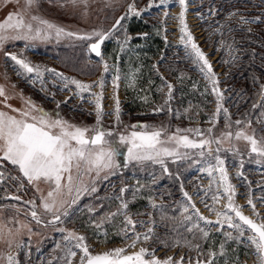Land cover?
Here are the masks:
<instances>
[{
	"label": "snow or ice",
	"instance_id": "obj_1",
	"mask_svg": "<svg viewBox=\"0 0 264 264\" xmlns=\"http://www.w3.org/2000/svg\"><path fill=\"white\" fill-rule=\"evenodd\" d=\"M19 4V0H17ZM49 4H57L61 9L70 11L71 15H78L86 20L89 15V0H48ZM179 8L178 13L173 17L178 22L179 41L184 45L186 55L199 66V72L202 74L206 85L204 86L206 94L210 87L211 93L215 96V111L208 117V122L213 125L207 129L199 126L181 128L177 126L172 130L171 122L164 124H154L148 122H137L131 125L125 124L121 120L122 110L118 89L120 87L121 72L118 65L113 64L115 74L112 78L113 92L111 99L114 102L113 107L107 115L114 117L115 128H105L102 120L106 115L103 108L104 73L109 70L108 60L102 52V45L106 40L112 37L118 30V26L123 27L122 21L126 17H141L145 8L137 7L135 2L127 3L126 11L116 18L109 28H91L90 30L75 29L70 26L57 23L55 20L42 14V0H24L16 10L7 13L6 17L0 21V52L6 58V63L10 61V67L13 68L16 75L27 79L35 85L39 83L41 90L55 96V92H49L47 88L46 76H52V87L56 88L57 82L61 85L59 91H69L81 100L87 93L89 103L93 106L92 112L95 114L93 124L83 122L76 123L61 115V101H54L55 109L46 111L38 105L30 96H24L23 92H16V85H12L13 92L9 93L4 85H0V185L7 178L9 172L18 173L11 175L12 181H17L15 187L17 191H27L25 181L28 186L34 189L31 198L23 200L22 203L0 204V242H3L10 249L7 253L0 251V264H20L17 253L25 245L23 237L28 236V243H31V237L41 235L37 230L34 231L32 223L45 228L51 226L62 234V241H57L53 252L59 250L60 255H53L48 264L52 261H58L59 264H183V257L174 260L172 256L160 258L156 255V249L149 247L148 242L156 240L165 247H187L189 251L197 252L195 264H216L218 253L215 249V238L211 236L212 230L221 232L223 239L219 244V254L225 253V244L228 241L243 242L250 244L255 249L256 264H264V216H262L253 202L251 188L249 187L247 204L251 207L252 216L245 215L243 207L235 202L236 186L231 182L226 160L221 152H230L235 156L241 157L240 168L243 167L242 153L238 147V142L243 141L246 144V150L249 157H253L257 164H264V134L257 135L256 130L251 128L252 121L247 114L236 119L233 128V121L227 108L223 106L224 95L219 87L220 81L213 66L201 47L196 43L192 32L186 20L188 0H175ZM264 4V0H260ZM154 5L162 7L163 17L161 25L169 15V0H148L147 8ZM120 6V0H104L103 8L115 10ZM211 15L215 16L214 9H209ZM237 13L229 12L227 19H231ZM198 17H202L200 11L196 12ZM240 24H251L264 22V16H256L249 20L241 15ZM218 23L214 33L224 36L223 29L228 32L234 29L227 23ZM251 32V28L242 29ZM159 34V28H157ZM138 36H147L148 33H137ZM167 41V36L164 37ZM56 43L62 40L79 41L86 44L87 50L94 53L99 58L95 63L101 70V75L96 81L84 82L75 77H69L55 68L48 67L41 63H33L27 58L25 52L37 43H47L51 41ZM132 36L125 28L123 35L117 38V44L120 51H124L128 46ZM22 41L23 46L19 52L7 50L9 43L15 44ZM220 45L226 46V50L231 55L232 60H236L234 47L235 38L232 42L225 40L219 41ZM119 59V56L116 57ZM157 68V65H153ZM140 69L130 70L124 73L125 88H135L138 79L137 73ZM4 79L7 80L5 74ZM161 84L157 91L167 89L164 94L163 102L151 111L153 113L163 112L166 108L169 114L172 113L171 100L173 99L174 85L160 77ZM179 83H183L182 76L177 77ZM253 83H258V78L253 77ZM74 86V87H73ZM193 87H199L198 82ZM99 89L93 92L92 89ZM12 95H18L22 101L21 107L17 108L8 101ZM257 95L259 102L252 104L253 108L260 106L264 108V83L259 84ZM70 97H65L63 103H68ZM140 99L147 103V97ZM221 111L224 113V130L217 134L215 125ZM185 113L189 108L184 109ZM198 114V113H197ZM180 117V112H176ZM264 116V112L261 113ZM191 119V117H187ZM123 150V151H122ZM123 156L121 163L119 157ZM173 163L190 162L192 165L199 166L201 173H206L208 178V187L198 189L195 195L200 196L201 202L209 199L211 204H205L209 213L215 215V220L209 216L203 215L193 202V197L184 190L181 183L180 191L183 200L177 202L179 217L169 216L165 211L163 204H158L155 195L152 193L151 185L155 184L159 177L154 171H149L150 179L141 183L136 180L135 185L129 188V185L121 180L119 194L108 197L118 201L112 209L106 211L98 219H91L90 223L95 226L97 231H103L102 226L108 223H114L117 218H122L119 225L114 228L124 243L122 246L113 247L100 252L90 250V245L86 243V237L73 229L58 227L63 224V217L68 216L69 209L76 204L77 200L86 192H96L95 183L101 177L108 179L110 175H115L121 168H128L130 165L145 170L149 165H159L162 173L172 176L168 161ZM3 161H7L13 167L8 170L3 167ZM214 161V162H213ZM179 179V172L176 174ZM237 178L243 176L238 171ZM247 178L245 177V180ZM41 184L47 186L45 192ZM215 189V190H214ZM147 190L148 194L143 198L147 200V208L151 211L147 213L139 210L133 212L130 209V200L135 201L141 197ZM130 191V199L127 193ZM6 196L15 201H22L20 195L8 193ZM38 194V203H37ZM221 200L225 202L222 208L216 205ZM264 203V196L261 197ZM14 209L15 214L6 215V209ZM89 212L95 211L89 207ZM191 210V211H190ZM24 212L25 218H20V213ZM160 213V222L166 220L177 221L172 228L174 236L169 239H161L155 233L157 220L155 213ZM147 216V220H136L134 216ZM27 217H30L28 219ZM253 217H256L255 219ZM225 225L227 226L225 228ZM143 231L137 230V227ZM183 227L191 234V239L182 236L176 231ZM131 233V235H129ZM105 237L107 232L104 233ZM246 237L245 240H241ZM194 241L209 242V247L204 250L202 243ZM140 245L137 248V245ZM15 247V251L11 249ZM129 249H135L129 251ZM76 250H79V255ZM206 259L199 258L205 254ZM78 256V259H74ZM238 259V258H237ZM43 264V261L41 262ZM188 264H193L191 258ZM225 264H229L225 260ZM231 264H237L233 260Z\"/></svg>",
	"mask_w": 264,
	"mask_h": 264
},
{
	"label": "rangeland",
	"instance_id": "obj_2",
	"mask_svg": "<svg viewBox=\"0 0 264 264\" xmlns=\"http://www.w3.org/2000/svg\"><path fill=\"white\" fill-rule=\"evenodd\" d=\"M129 2H135L137 7L145 8V11L141 14V17H126L125 20L122 21L123 27L119 26L115 34L106 40L102 47V52L105 58L107 59L108 57H111V59L108 60L109 70L107 73H104L105 86L102 103L106 115L102 120L103 126L105 128L116 127L113 123L114 117L107 115V113L111 111L114 103L111 99L113 92L112 78L115 74V68L112 67L113 64L118 65L121 72L118 95L122 110L121 120L125 124L131 125L137 122L166 124L170 121L173 131L177 126L181 128L199 126L203 129L213 126L208 122V117L215 111V96L211 93L210 87L206 94H202L205 92L204 86L206 85V81L199 72V66L195 65L186 55L184 45L179 41L180 33L178 30V22L173 19L179 11L175 0H169V15L165 20L164 25L160 24L163 17L162 7L154 5L151 8H147L146 5L148 0H120V6L115 10L111 8H103L104 0H89V15L86 20L81 19L78 15H71L69 10L61 9L55 3L49 4L48 0H42L41 10L43 15L55 20L57 23L70 26L73 30L77 28L90 30L94 27L107 29L115 22L119 15L126 11L127 3ZM23 3L24 0H19V4L17 3V0H0V21L6 17L7 13L16 10ZM210 8L215 10V16L210 14ZM197 11H200L203 14L202 17L196 15ZM232 11H236L237 14L231 19H227V14ZM241 15L249 20L254 19L258 15L264 16V4H261L260 0H188L186 20L189 30L192 32L196 43L208 57L213 66V70L219 78V87L224 95L223 106L228 109L233 122H235L236 118H233L232 115L238 114L242 111L237 109V106L244 100L245 94L240 92L243 88L240 89L235 82L236 79L233 78V71L230 67L232 57L226 50V46L220 45L219 41L223 39L227 42H232L233 38H235L234 47L238 49V51L235 52V56L244 54V49L241 45H244L247 42L251 43L253 45L251 47V55L253 56V59H255L254 61L256 62V65L258 67L260 66L259 68L263 72V75L260 78L256 76L258 78V83L253 84L247 92L252 95H257L259 84L264 83V22L240 24L239 18ZM140 20L143 23L148 24L149 29L135 33L129 32L127 25L130 23L135 25L136 22ZM217 22L227 23L234 29V31L228 32L227 28H224V36L214 33V29L219 26ZM125 28L132 36V40L124 51H120L117 44V38L123 35ZM157 28H159V34ZM247 28H251L252 31L246 32L242 30ZM137 33H148V35L138 36ZM165 35L167 36V41L164 39ZM146 40L152 41L155 46L158 45L160 48L155 57H150L148 59L145 68L139 64L138 53L141 49L149 46L146 44ZM22 46L23 42L17 41L15 44L9 43L6 47L9 51L19 52ZM80 52L82 54V61L86 66H83L80 62L70 61V59L77 58ZM146 53L148 52L146 51ZM25 55L33 63H41L48 67L55 68L69 77H75L84 82L96 81L101 75V70L95 63L99 58L94 57L87 50L86 44L83 42L62 40L61 42L56 43L53 40L47 43H37L27 49ZM117 56H119V59H116ZM10 63V61L6 63V58L3 56V53L0 52V85H4L9 93L13 92L12 85L15 84L16 92L22 91L24 96H30L46 111H52L55 109L56 105L54 101L58 100L62 102L60 113L65 118L76 123L83 122L89 125L95 122L94 112H92L91 115L88 114L92 111L93 106L89 103L87 93L84 94V99L81 100L69 91H59L58 89L61 87L59 82H57L56 88H53L51 82L54 77L46 76L49 92H55V96L53 97L49 95L48 92L42 91L39 83L33 85L27 79L17 76L13 68L9 66ZM154 64L157 65V68L152 67ZM137 68L140 69V71L137 73L138 79L136 81V87L134 89H126L124 86V73H128L130 70ZM5 74L7 75V80L4 79ZM161 76L174 85L173 99L170 102L173 109L171 114L168 113L167 108L159 113H153L151 111L153 107H156L163 102L164 94L167 91L166 88L163 91H157L158 86L161 84ZM181 76L183 83L177 81V77ZM17 78L23 81L19 82L17 81ZM197 82L199 87L194 88L193 84ZM182 89L185 90L187 94L183 95ZM92 91H99V89L94 88ZM143 96L148 98L147 103L140 99V97ZM187 96L189 97L187 98ZM65 97H70L68 103H63ZM2 99L3 98L0 97V100ZM259 101L260 97L258 96L255 99V102ZM132 102H134L132 108L127 106ZM8 103L19 108L21 107L22 101L18 95H12ZM0 107H3V105H0ZM185 108H189L188 113L184 112ZM177 111L180 112L179 118L176 116ZM262 112H264V108L258 103V106L254 108V111H252L249 117L252 121L251 128L256 130L258 136L264 134V116H261ZM189 116L191 119L187 118ZM223 117L224 113L221 111L215 125L217 134L224 130L225 122ZM233 128H235V124L233 125ZM238 147L243 154L242 168L239 167L241 157L234 155L233 158H225V153L230 152H221V155L226 160L231 182L236 186L237 195L235 202L243 207L245 214L252 216L251 207L247 204V196L250 187L253 202L255 203L258 212L264 216V203L261 202V197L264 196V164H257L254 159V154L253 157H249L245 142H238ZM119 159L123 162L122 155ZM168 162L173 165L175 174L179 172V179H177L175 175L178 197L175 199L174 204L170 199L165 200L163 197V183L168 182V180L164 178V175L159 168L160 166L149 165L145 170H140L139 168V171L137 172H129V176L121 175L117 172L115 175H110L108 179H103L101 177V179L95 183L97 191L94 193L89 191L81 195L76 204L72 205L69 209L68 216L62 218L64 221L63 224L58 225V227L73 229L78 233L83 234L86 237V243L90 245V250L93 252H100L109 248L122 246L124 243L122 237L114 231V228L119 225L122 218H117L114 223L106 222L102 226L103 231H97L95 226L90 223V220L98 219L106 211L112 209L118 204V201L114 198L109 200L108 197H114L119 194L121 180L131 188V186L135 185L137 179H139L141 183L148 181L150 179L148 176L149 171H154L159 177L157 182L151 185L152 193L155 195L156 202L158 204H163L165 208H167L169 216L175 215L177 218L179 217L177 202L184 199L180 191V185L182 183L184 190L192 195L193 202L196 204V207L200 212L205 216H209L212 220H215V215L209 213L208 209L205 207V204H211L210 195L209 199L204 200L203 203L201 202L203 192L201 191L200 196L195 195L198 189H206L208 187L209 181L207 174L201 173L199 171V166L197 165L189 167L188 165L190 162L177 161L173 163L171 160ZM2 166L6 167L8 170L12 169V165L7 161H3ZM238 171L243 173V176L240 178H237L236 175ZM11 175H18V173L10 171L9 178L0 185V204L22 203L23 200L31 198L34 194V189H32L31 186H28L26 181L25 186L27 191L25 192L24 190H21L18 192L15 187L17 181H12L10 179ZM245 177L247 178L246 180ZM40 186L45 192L47 191L46 185L41 184ZM5 189H7L8 193L20 195L23 198L22 201H15L12 199L6 200ZM127 195L130 199V191ZM144 196H146V194L143 195L142 193L141 197L135 201L130 200L129 206L133 212L137 210L144 213L151 211L150 208L146 207L147 200L143 198ZM38 202L37 194V203ZM224 202V200H221L216 207L222 208ZM141 204L142 206L140 207ZM89 207H93L95 211L89 212ZM5 214L13 215L15 214V210L10 208L6 209ZM20 218H25L23 211L20 213ZM27 218L30 219V217ZM133 218L136 220H147L146 215L134 216ZM155 218L157 220L155 226L156 235L161 239L167 238L169 236L167 232L170 228H165L162 224L163 222H160V213H155ZM253 218L255 219L256 217ZM168 221L169 222L166 220L164 222H167L168 226L171 227V225H173L172 220ZM32 227L34 231L38 230L41 235L34 234L31 237L30 244L28 243V236L25 235L23 237L25 245L17 253L18 261L20 264H41L42 261L43 264H48L53 255L61 254L59 250L53 252V249L55 248L57 241L63 243L61 239L62 234L58 230H54L51 226L45 228L43 226H37L34 222L32 223ZM226 227L227 226L225 225V228ZM137 230L143 231L139 226L137 227ZM179 230L181 231V227L176 229L177 232H179ZM105 232H107L106 237L104 234ZM181 232L183 233L184 231ZM185 232L187 231L185 230ZM214 233L222 234L213 229L211 236ZM129 235H131V233H129ZM174 235L175 233L173 236ZM186 237L190 238L191 236L186 235ZM245 239L246 237L241 238L242 241ZM195 242L202 243L204 250H207L209 244L212 243V241H209L208 247L205 248L204 242L194 241V243ZM229 242L230 241L225 244V253L222 255L223 260L219 251H217L218 256L215 258L216 264H225V260H228L229 254L226 249H229ZM235 244L240 245L247 250V255L242 257L240 264H256L257 258L254 254L255 249L250 244L243 242H236ZM139 246L140 245L138 244L137 248ZM147 246L154 247L156 249V255L162 259L166 256H172L174 260H177L182 256L183 264H188L190 258L193 264H195V261L198 258L197 252L194 250L189 251L187 247L177 246L168 247L167 249L161 246V243L156 240L149 241ZM232 248L235 249L236 247L232 246ZM134 250L135 249H129V251ZM0 251L7 253L10 249L5 243L0 242ZM11 251H15L14 246ZM76 251L79 255V250ZM199 258L206 259V251L205 254ZM74 259H78V256ZM52 264H59V262L52 261Z\"/></svg>",
	"mask_w": 264,
	"mask_h": 264
},
{
	"label": "trees",
	"instance_id": "obj_3",
	"mask_svg": "<svg viewBox=\"0 0 264 264\" xmlns=\"http://www.w3.org/2000/svg\"><path fill=\"white\" fill-rule=\"evenodd\" d=\"M127 28L129 30V32L135 33V32H140V31H146L149 29V26H148V24H145L140 20V21L136 22L135 25H133L132 23L128 24ZM243 41H245V40H243ZM146 42H147L146 44L149 46H147V48L141 49L138 53L139 64L144 66L145 68H146V63H147L148 59L150 57H155V55L158 52V49L160 48V46H158V45H156L157 46L156 47L155 44L152 43V41H150V40H146ZM252 46L253 45L251 43H248V42L245 43L244 45H241V47L244 49V54H242L240 56H236L237 59L234 61L232 60V63H230V67L233 71V78L236 79L235 82L238 84V87L240 89L243 88L240 90V92L245 94L244 100L241 103H239L237 106V109L242 110V111L238 114L232 115V117L236 118V119L241 118L245 114H247V117L249 118L252 111H254L252 104L255 102V99L258 96L252 95L251 93H249L247 91L254 84L253 83V77L258 76L260 78L263 75V72L259 68L260 66L258 67L256 65V62L254 61L255 59H253V56L251 55V47ZM145 50L148 53H146ZM70 61L71 62H80L83 66H86V65H84V63L82 61L81 52L79 53L77 58L70 59ZM263 63H264V58H263ZM182 94L185 95V94H187V92L182 89ZM188 97L189 96H187V98ZM133 105H134V102L128 104L127 106L132 108ZM233 125H234V122H233ZM233 156L234 155H232L231 153H225V158L226 157L227 158H231V157L233 158ZM168 166H169L171 172L173 173V175L169 176L167 174L162 173L164 175V178L166 180H168V182L163 183L164 187L162 189V194H163V197L165 198V200L170 199L171 202L174 204L175 199L178 197L177 181L175 179V169H174L173 165L170 164V162H168ZM137 171H139V168L130 165L128 168H121L120 171H118V174L129 176L128 175L129 172H137ZM145 194L146 195L148 194L147 190H145L143 192V195H145ZM141 206H142V204L140 205V207ZM165 211L168 212L167 208H165ZM176 214H177V212H176ZM167 222H169V221L167 220ZM167 222H163L162 224L164 225L165 228H167V229L170 228V230L167 232V234L169 236L167 238H162V239H169L170 236H173L174 233L172 232V228L175 227L176 223H178L177 221H172L173 225H171V227H169ZM185 230L186 229L183 227H181V231H184L183 233L179 230V232L181 234H183L182 236H185V237H186V235L191 236L188 232H185ZM212 236L215 238V249H216V251H219L218 246L223 239V235L214 233V234H212ZM189 239H191V237ZM235 243H236L235 241L229 242V249H226V250H228V254H229V258L227 261L229 263H231L235 259V260H237V264H240L242 257L247 255V250H245L243 247H241L240 245H237ZM208 244H209V242H204L205 248L208 247ZM161 246L168 249V247H165L163 244H161ZM232 246H235L236 248L234 249V248H232ZM221 257H222V255H221ZM222 260H223V257H222Z\"/></svg>",
	"mask_w": 264,
	"mask_h": 264
},
{
	"label": "water",
	"instance_id": "obj_4",
	"mask_svg": "<svg viewBox=\"0 0 264 264\" xmlns=\"http://www.w3.org/2000/svg\"><path fill=\"white\" fill-rule=\"evenodd\" d=\"M119 16H120V15H119ZM119 16H118V17H119ZM114 23H115V22H114ZM118 27H119V26H118ZM102 46H103V45H102ZM91 54H92L94 57H96L94 53H91ZM5 199L8 200V199H11V198H10V197H6ZM244 214H245V213H244ZM245 215H247V214H245Z\"/></svg>",
	"mask_w": 264,
	"mask_h": 264
},
{
	"label": "flooded vegetation",
	"instance_id": "obj_5",
	"mask_svg": "<svg viewBox=\"0 0 264 264\" xmlns=\"http://www.w3.org/2000/svg\"><path fill=\"white\" fill-rule=\"evenodd\" d=\"M104 45V44H103ZM103 47V46H102ZM17 81H23V80H21V79H17Z\"/></svg>",
	"mask_w": 264,
	"mask_h": 264
},
{
	"label": "built area",
	"instance_id": "obj_6",
	"mask_svg": "<svg viewBox=\"0 0 264 264\" xmlns=\"http://www.w3.org/2000/svg\"><path fill=\"white\" fill-rule=\"evenodd\" d=\"M17 79H19V78H17ZM20 82V81H19Z\"/></svg>",
	"mask_w": 264,
	"mask_h": 264
},
{
	"label": "crops",
	"instance_id": "obj_7",
	"mask_svg": "<svg viewBox=\"0 0 264 264\" xmlns=\"http://www.w3.org/2000/svg\"><path fill=\"white\" fill-rule=\"evenodd\" d=\"M13 167V166H12Z\"/></svg>",
	"mask_w": 264,
	"mask_h": 264
}]
</instances>
